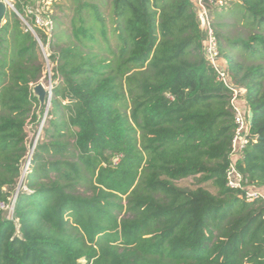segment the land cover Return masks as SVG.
<instances>
[{
	"label": "trees",
	"instance_id": "trees-1",
	"mask_svg": "<svg viewBox=\"0 0 264 264\" xmlns=\"http://www.w3.org/2000/svg\"><path fill=\"white\" fill-rule=\"evenodd\" d=\"M224 1L246 34L231 35L215 14L218 52L252 114L235 167L264 190V0ZM73 2V42L48 55L50 119L12 218L0 209V264H264L263 206L226 186L230 94L204 61L192 0H111L107 17L94 2ZM42 77L35 39L7 13L0 26L4 207L25 164L26 127L39 126L31 89ZM187 178H197L195 189L176 185Z\"/></svg>",
	"mask_w": 264,
	"mask_h": 264
},
{
	"label": "built area",
	"instance_id": "built-area-1",
	"mask_svg": "<svg viewBox=\"0 0 264 264\" xmlns=\"http://www.w3.org/2000/svg\"><path fill=\"white\" fill-rule=\"evenodd\" d=\"M57 0H0L8 11L20 21L24 32H29L35 39L39 50L46 63L48 55L46 46L53 38L55 30V19L53 5ZM224 0H192L193 11L201 35V52L205 63L211 66L216 74V80L223 84L230 94L229 108L233 113L234 131L231 139V150L229 158L231 160L228 169L225 172L226 186L234 191H242L240 198L246 202H259L264 209V190H258L248 185L247 180L238 172L235 167L236 161L242 157L243 148L249 143V123L248 108L245 100L246 91L233 83L225 71L224 62L218 52V38L213 28L212 13L214 10L224 6ZM19 6V7H17ZM47 102L40 115L39 126L36 130V138L31 145V153L25 160V170L28 172V166L32 159L35 147L40 139L41 130L50 119V100L52 96L53 83L51 81L50 68L48 67ZM169 97V96H168ZM171 98V97H169ZM121 156H116L111 160V164L116 166ZM23 168V167H22ZM22 172V171H21ZM25 173V175L27 174ZM20 186L18 187L19 190ZM16 193L11 199L9 207L0 204V209H6L7 218H12L13 206L16 199ZM264 220V211L262 215Z\"/></svg>",
	"mask_w": 264,
	"mask_h": 264
},
{
	"label": "rangeland",
	"instance_id": "rangeland-1",
	"mask_svg": "<svg viewBox=\"0 0 264 264\" xmlns=\"http://www.w3.org/2000/svg\"><path fill=\"white\" fill-rule=\"evenodd\" d=\"M88 1H91V2L98 4L100 6V8L102 9L103 14L106 17L109 15L110 8H111L110 7L111 0H88ZM74 6L75 5H74L73 0H57L55 2V4L53 5V12H54V18H55L54 35L56 34L55 40H54L55 42L52 41V42H54L53 47L46 46V48H45L46 53L45 54L49 55L50 53L53 52V50L61 48V47H66L73 42V39L71 37L70 21H71V18L73 16ZM231 8H233V3L226 2L224 4V8L222 10H219V9L214 10L213 15H212L213 23L215 22L214 15L219 13V14H221V22L231 24L232 27L228 30V32L231 33V35L235 36L239 32H242V34L243 33L246 34L244 32V28L239 27L240 22H241L240 17H231L230 16ZM8 13H10V11H8ZM108 31H109L108 35L110 38L111 46L115 47V38L113 35L110 37V35H111V25L110 24H108ZM38 55H39V58L43 64V77L41 79V82L46 84L48 81V73H49L48 67L50 68V73H51L52 65H51L49 60H48L49 61L48 63L45 62L39 48H38ZM232 55L236 59H240L239 53L233 52ZM26 132H27L26 159H28L29 154L31 153V145L34 143V140L36 138V134H35L36 132L34 133L33 131H31L30 126L26 127ZM28 168H29V166H28ZM26 172L27 171L25 170V166H23L20 177L16 181L15 191L18 190L19 186H21ZM197 178H187L185 180L177 182L176 185L178 187H181V188L193 190L197 187V185H196V179ZM202 187H206L211 193H215V190L210 186L209 183L202 185ZM80 264H85V263H84V261H81Z\"/></svg>",
	"mask_w": 264,
	"mask_h": 264
},
{
	"label": "water",
	"instance_id": "water-1",
	"mask_svg": "<svg viewBox=\"0 0 264 264\" xmlns=\"http://www.w3.org/2000/svg\"><path fill=\"white\" fill-rule=\"evenodd\" d=\"M8 13V10L6 7L0 3V26L3 24V19ZM47 85L44 84L43 82H38L36 85L32 86L31 93L32 96L36 99L37 101V110H36V115L37 117H40L43 108L46 105L47 102ZM251 117L252 114L248 113V123L250 124L251 122Z\"/></svg>",
	"mask_w": 264,
	"mask_h": 264
}]
</instances>
